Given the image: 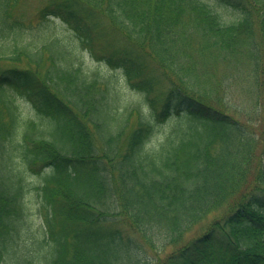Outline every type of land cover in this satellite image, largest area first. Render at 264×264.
Segmentation results:
<instances>
[{
	"label": "trees",
	"instance_id": "trees-1",
	"mask_svg": "<svg viewBox=\"0 0 264 264\" xmlns=\"http://www.w3.org/2000/svg\"><path fill=\"white\" fill-rule=\"evenodd\" d=\"M21 1L0 0V47L12 39L0 55V264H264V136L227 98L242 65L264 94V0H47L42 19L103 44L145 95L125 108L57 38L23 41ZM8 89L47 120L38 135L34 122L19 132ZM29 173L41 176L37 257L22 244Z\"/></svg>",
	"mask_w": 264,
	"mask_h": 264
},
{
	"label": "rangeland",
	"instance_id": "rangeland-1",
	"mask_svg": "<svg viewBox=\"0 0 264 264\" xmlns=\"http://www.w3.org/2000/svg\"><path fill=\"white\" fill-rule=\"evenodd\" d=\"M47 0H22L15 12L21 18L25 20L27 27L23 29L24 31V42H46L57 38L61 45L65 48L70 56V61L74 65H80L89 76L97 74L99 78L112 88L113 92L118 95V105L120 108H125L127 105L141 104L146 107L145 95L134 88L130 82L125 79L122 71L113 68L104 59L103 55V44L96 46H88L84 44L80 38L78 32L63 19L57 16H51L47 19H42L39 15V11L45 5ZM217 10L222 16V19L227 22L235 21L238 18V14L234 13L225 8H221L216 5ZM29 26V27H28ZM110 38L112 40H122L128 41L125 36L119 32L111 31ZM12 44L11 37L9 41L3 42L2 47H0V55L3 54V49L6 50L9 45ZM3 51V52H2ZM9 61V62H8ZM2 66L13 64L8 59L1 60ZM25 63H20L22 65ZM240 68L238 80L236 81L238 85L230 88L231 92L228 93L227 98L229 103L232 105L234 110L238 113L239 117L243 120H248L251 125L255 128L252 129L248 127L250 132L255 133L256 136H260L259 132L264 136V94H258L254 89L255 77H252V68L244 65ZM257 93V94H256ZM7 94L12 99V105L17 114L18 120V130L19 132H25L28 130V125L34 122L36 125L35 130H31L32 134L38 135V131L47 123L45 118H42L38 113L35 106L30 102V100L13 89H8ZM261 118V120H259ZM186 122L184 118L177 119L178 124ZM249 125V124H248ZM171 123L159 126L158 132L153 137V141H163L166 137L171 134L174 129ZM254 130V131H253ZM263 143H259L257 147V153H262ZM264 160V158H263ZM27 188L24 193V202L26 207V227L25 234H23L24 247L27 248V252L30 255L41 256L44 252V247L41 245L43 237L41 234L42 226V198L38 194L36 189L37 185L41 183L40 174L29 173L26 175ZM232 200V199H231ZM230 200V201H231ZM229 201V202H230ZM234 201H231L233 203ZM226 211V205L216 212L208 215L205 220L196 225L193 232L189 234L200 233L205 230L208 222ZM20 251V249H17ZM12 256L10 255V259Z\"/></svg>",
	"mask_w": 264,
	"mask_h": 264
}]
</instances>
